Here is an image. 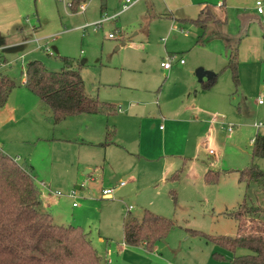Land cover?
Wrapping results in <instances>:
<instances>
[{
	"label": "rangeland",
	"instance_id": "obj_1",
	"mask_svg": "<svg viewBox=\"0 0 264 264\" xmlns=\"http://www.w3.org/2000/svg\"><path fill=\"white\" fill-rule=\"evenodd\" d=\"M70 1L25 0L19 18L14 0H0V30L6 39L5 45L0 46V58L7 61L0 73L8 75L16 84L0 111L1 150L31 170L44 207L53 221L82 228L106 264H231L232 256L244 250L232 252L216 245L209 237L236 235L237 223L230 213L242 202L246 192L236 170L246 167L252 160L251 139L257 133L264 135V125L256 128L258 123L264 124V38L261 36L264 24L260 22L264 13L258 15L256 6L245 10L249 26L244 34V27L238 25L237 11L227 8L225 32L236 40L241 38L237 51L238 90H235L230 71L223 69L235 40L231 46L220 44V49L216 50L218 58L222 59L218 62L220 67L214 72L205 71L216 77V86L210 96L226 100L224 106L230 109L232 116L241 114L237 106H245L243 100L252 109V114L242 113V119L229 115L231 132L218 123L213 126L218 130L220 157L209 154L203 142L206 132L213 135L209 127L197 133L201 137L196 154L198 160L185 153L187 169L180 171L177 177L171 176L176 169L163 176L165 161L178 155L143 156L136 150L137 138L124 144V132H118L115 127L114 139L119 135V147H112L111 155L106 157L112 167L106 162L103 168L93 164L92 171L86 173L88 168L76 164L78 158L85 159L98 150L96 162L99 163L103 159L101 149L51 139L59 134L61 121L54 123L49 107L23 84L27 62L38 60L47 70L59 71L65 67L62 58L66 57L71 67L80 71L89 96L112 97L122 106L124 83H131L134 78H137L138 90L149 93L155 102L159 101L156 97L160 89L167 97L187 79L183 71L176 77L163 72L161 76L159 60L173 62L174 58L181 57L183 61L189 58L200 61L206 57L197 49L187 53L188 47L181 43L179 34L187 33L189 23L176 22V30L171 26V1L140 0L121 10L124 0H104L105 9L101 14V0L80 1L85 5L84 11L79 10L78 4L70 6ZM262 2L264 9V0ZM205 10L202 16L206 15ZM116 12L119 13L112 20L107 19L98 29H93V24ZM20 19L21 30L16 28ZM169 28L176 32L169 35ZM109 33L114 36L109 38ZM213 43L215 41H210L208 47ZM200 69L203 67L199 66ZM257 97L262 104L257 103ZM206 109L210 112V122L215 112L212 106ZM119 114L121 111L116 116ZM124 149L127 152L124 153ZM253 162L264 170V157ZM113 168L125 182L123 186H114L111 181ZM208 170L219 171L215 181L204 180ZM110 187L113 191L108 196L101 193L102 189ZM56 193L59 196H55ZM247 193L251 201L264 203L261 190L251 187ZM127 205H132V209L127 210ZM143 209L173 221L165 238L157 241L151 250L142 244L131 246L123 242V217L130 212L139 219Z\"/></svg>",
	"mask_w": 264,
	"mask_h": 264
},
{
	"label": "trees",
	"instance_id": "obj_2",
	"mask_svg": "<svg viewBox=\"0 0 264 264\" xmlns=\"http://www.w3.org/2000/svg\"><path fill=\"white\" fill-rule=\"evenodd\" d=\"M80 1L72 0L71 4L79 5ZM204 9L206 15L202 16ZM191 21L204 33L208 22H216V18L210 8L204 7L200 16ZM262 35L264 37V30ZM238 41L229 48L225 66L231 73L235 88L239 84ZM62 61L65 67L59 71H49L40 61L32 60L26 63L24 72L23 84L49 107L54 123L81 113L112 115L118 111L115 104L89 96L78 68H72L71 61L66 57ZM215 78V75L208 78L202 88L209 89ZM15 85L8 75L0 73V109ZM114 135L115 128L107 127L102 144H111ZM251 157L246 167L236 170L238 180L245 184L246 189L244 199L230 213L237 223L236 235H205L216 245L232 252L244 250L232 256L231 264H264V203L251 201L247 193L251 187L264 193V170L253 162L256 158L264 157L263 135L256 134L252 139ZM208 172L211 171L204 174V180L215 181L219 171L207 175ZM172 227L171 219L148 209L143 210L139 219L128 212L122 223L123 242L131 246L142 244L151 250ZM0 264H106L82 228L53 221L50 213L43 208L40 189L31 170L1 149Z\"/></svg>",
	"mask_w": 264,
	"mask_h": 264
},
{
	"label": "crops",
	"instance_id": "obj_3",
	"mask_svg": "<svg viewBox=\"0 0 264 264\" xmlns=\"http://www.w3.org/2000/svg\"><path fill=\"white\" fill-rule=\"evenodd\" d=\"M14 1L19 12L18 16L19 18H21L25 0ZM139 1L140 0L136 1L135 3ZM163 1L164 3H166L167 1H171L173 3L171 7L174 9L169 7V10H171L169 12V15H171V18L173 19L171 21V26H173L175 30L177 27L176 22H178L179 24L189 23L187 27V33L182 35L179 34L182 40L181 43H185L184 47H188L187 53L189 54L191 53V51L193 52L195 51V49H197L198 51H202L206 58L205 60L200 61L189 58L188 61L184 60L182 63L180 62V60L182 59L181 57L179 59L174 58L173 62L169 61V68H164L161 65L163 60H159V63L157 65L159 71L161 72V76L162 72L163 74L166 73L167 75L172 77H176L182 71L187 74V79L184 82L179 83L176 90H174V92L171 94H167V97L163 94V91L160 89L156 97L159 98V101L155 102V99H153V97L149 93L144 94L143 92L139 91V87L137 85V78H134L131 83H124V105H117V100L113 99L112 97L107 96L104 99H99L98 97H96L99 100L115 104L118 108V111L116 113L112 115H104L100 113H81L71 115L62 119L60 122L61 129L59 131V134L56 137L53 136L51 139H59L60 141L68 140L71 141V143L77 146L79 145L81 147H98L97 149H101L102 151L103 159L99 163L96 162V160H98V150L93 151L85 159L78 158L76 164L78 166H81V168H88L86 173L92 171L90 167L93 164H98L99 166H101V168H103V164L104 162H106L110 167H112V165L108 161H106V157L111 155V149H113L112 147H119L117 143L119 142L120 137L119 135L116 136L115 140V134L113 142L111 144L103 145L102 143L105 139L107 127H116V129H118V132H124V144H128L129 142H132L137 138L136 150L137 152H141L143 156L147 155V157L149 158H157L162 156L168 157L172 155H178L180 157L182 156V158H179V160L177 159L178 156H176L171 161H165V167L162 169L161 172L164 176L169 172L171 173L172 170L176 169V171L172 173L171 176L177 177L180 171L187 169L188 163L186 159L188 158L186 155L183 157L185 153H189L190 155H192V157H196V161L198 160V156L196 154H198L199 152L198 146H200L201 141V137H198L197 135L199 131L202 132L203 129H208L209 127H211V129L213 130V135L211 136V134L206 132L204 134L203 142L207 148V152L208 148L213 149L214 153H208L212 154L213 157L218 158L220 157L221 148L219 145V141L216 138L218 130H216V128H214L213 126L218 123L223 125V127L226 126L225 128L227 130L229 115H231L230 117L235 116L238 119H242L240 118V115L242 116V113L243 115L252 114V109L247 106L246 102L243 100L245 106H237L241 114H239V116H232V112L230 111V109L224 106L226 100L223 101V99L221 98L216 99L214 96H210L209 94L213 93L212 91L216 86V81L209 89L202 88V84L213 75L208 74V72H205L206 70L214 72L220 67V65H218V62H221L222 59L220 60L216 54V50L220 49V44H222L223 47H226V45H233L234 40L236 41V38L229 37L225 32L226 29L224 24H226L228 17L227 8H234V10L237 11V15L239 16L238 25L240 27H244L245 34V31L249 26V21H247L246 17L244 16L245 10L251 8L252 6L254 8L256 0H254V3L253 0ZM135 3H133L132 5H134ZM204 7L210 8L211 12L216 18V22L214 21L210 23L211 25H208V28L203 33L200 27L194 24L191 20L200 16L201 10ZM104 9L105 1L101 0L99 5L100 14ZM119 12H116V14L109 17V20H112ZM175 14L177 15L175 16ZM20 21L21 19L18 21L19 23L16 24V28H19V30L22 29ZM175 30L169 28L167 33L170 35L172 32H176ZM263 30L264 26L261 29L262 37ZM1 32L2 31L0 30V46H3L5 45L6 39L1 36ZM237 40H239L237 51H239L241 38L237 37ZM210 41H215V43L211 44V46L208 47V43H210ZM9 43H11V41ZM184 47H182V49ZM119 48L120 46H116V49ZM164 50L166 51L167 49ZM227 62L228 58L226 57V62L223 65V69H226L225 66ZM0 63H2V66L0 68H3L4 66H6L7 61L3 58H0ZM199 66H202L203 69L198 70ZM146 86L149 85L146 84ZM126 90H134L135 92H131V94H126ZM145 90L149 91L151 90V88H146ZM235 90H238V87L235 88ZM191 94L194 96L191 97ZM258 98L259 97H257V103L262 104L263 101L260 99L262 102H259ZM229 99L231 100V98ZM218 103L220 104V106ZM5 105L6 104H4L0 111L5 107ZM229 105L231 104L229 103ZM207 106H212L215 112L213 113L212 119L210 120L211 123L209 122L210 117L208 115L210 114V112L206 109ZM119 111H121V114L116 116ZM256 128H258V126H256ZM192 130L193 132L191 133ZM231 131L232 129L228 132ZM80 149L81 148H78L77 151H80ZM199 149L202 152L201 147ZM125 152H127L126 149H124V153ZM6 154L9 155L8 153ZM196 161L194 162L196 163ZM178 166H180L179 170L177 168ZM119 176L120 174H117V171L115 172L113 168V173L110 176V179L112 182H114V186H123L125 184L124 181V184L122 185L119 183L122 181L119 179ZM77 188L79 189L80 187L78 186ZM106 189H111L110 193H112L113 191V187ZM109 194H106V196H108ZM55 196L59 195L55 194ZM42 205L44 210H46L43 201ZM128 206H131L132 209V205H127V207Z\"/></svg>",
	"mask_w": 264,
	"mask_h": 264
},
{
	"label": "built area",
	"instance_id": "obj_4",
	"mask_svg": "<svg viewBox=\"0 0 264 264\" xmlns=\"http://www.w3.org/2000/svg\"><path fill=\"white\" fill-rule=\"evenodd\" d=\"M136 1H138V0H125L124 3H123V5H122V10H125V9L129 8V7H130L133 3H135ZM71 3H72V0L69 2V5H70V6L72 5ZM255 6H256V12H257V14L262 15V14L264 13V11H263V2H262V0H256V2H255ZM78 7H79V10H80V11H84V10H85V5H84L83 3H79ZM107 19H109V18H102L100 21H98L97 23L93 24V25H94V28H93V29H98V28L101 26L102 22L105 21V20H107ZM261 23L264 24V17L261 18ZM113 36H114L113 33H109V34H108V37H110V38H112ZM50 54H51V53H50ZM180 62L182 63L183 60L181 59ZM161 65H162L164 68H169V67H170V62H169V61H167V62H162ZM1 66H2V63H0V67H1ZM259 102H262V101L259 99ZM261 125H263V124H262V123H258L256 126L259 127V126H261ZM231 129H232V128H231V125L228 124V125H227V130L230 131ZM208 152H209V153H214L213 149H211V148H208ZM119 183H120L121 185L124 184L123 181H121V182H119ZM110 192H111V189H103V190H102V194H103V195L109 194ZM56 194L58 195L59 193H56ZM73 204H74V203H73ZM130 209H131V206H128V207H127V210H130ZM108 263H110V261H108Z\"/></svg>",
	"mask_w": 264,
	"mask_h": 264
}]
</instances>
